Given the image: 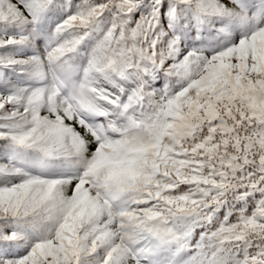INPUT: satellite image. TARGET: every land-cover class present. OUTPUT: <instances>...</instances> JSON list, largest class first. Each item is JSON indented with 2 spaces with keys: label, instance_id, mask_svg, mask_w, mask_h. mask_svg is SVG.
Segmentation results:
<instances>
[{
  "label": "snow or ice",
  "instance_id": "snow-or-ice-1",
  "mask_svg": "<svg viewBox=\"0 0 264 264\" xmlns=\"http://www.w3.org/2000/svg\"><path fill=\"white\" fill-rule=\"evenodd\" d=\"M0 264H264V0H0Z\"/></svg>",
  "mask_w": 264,
  "mask_h": 264
}]
</instances>
